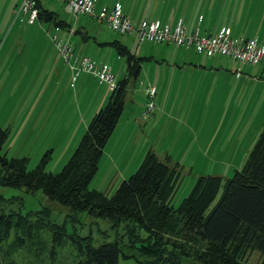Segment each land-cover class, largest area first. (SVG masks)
<instances>
[{
    "label": "trees",
    "instance_id": "16d2710c",
    "mask_svg": "<svg viewBox=\"0 0 264 264\" xmlns=\"http://www.w3.org/2000/svg\"><path fill=\"white\" fill-rule=\"evenodd\" d=\"M38 7L40 20L66 26L39 0ZM111 44L125 57L127 73L94 114L61 171L47 170L49 152L32 169L29 157H8L4 146L11 130L0 126V185L42 190L67 205L73 220L87 212L124 232L95 245L90 236L69 233L66 224L52 222L49 208L23 214L0 206V264H119L121 257L142 264H252L248 259L254 251L261 256L257 264H264V130L241 169L228 178L198 176L178 206L172 199L184 167L171 155L161 159L152 148L113 195L90 188L124 110L129 83L139 78L142 63L152 59L119 40ZM68 243L74 254L66 262H56L58 247ZM19 249L28 250L32 260L13 259Z\"/></svg>",
    "mask_w": 264,
    "mask_h": 264
},
{
    "label": "crops",
    "instance_id": "0c3cea01",
    "mask_svg": "<svg viewBox=\"0 0 264 264\" xmlns=\"http://www.w3.org/2000/svg\"><path fill=\"white\" fill-rule=\"evenodd\" d=\"M15 1L7 0V3L3 4L5 6L2 16L8 15L7 18H9L10 14L11 16L14 14V9L19 3V0L16 4ZM117 1L122 3L124 11L136 22L148 20L146 14L150 12L161 15L153 20H160L174 26L182 19L188 30H192L195 28L193 27L195 20H191L190 17H195L198 14L197 26H199L202 35L213 34L223 27H229L235 37L257 39L260 43H264V0H197L195 3L192 0H147L144 10H140L141 12L136 18V10L132 9L133 14H131V10H126V6L121 0L115 2ZM1 2L2 0H0ZM3 2L5 3V0ZM105 6L110 5L101 0H96L97 11ZM158 6H162L160 12ZM67 12L69 11L67 10ZM195 12H197L196 15ZM144 13L146 14L144 15ZM57 16L68 24L64 23L63 25H66V28L59 27L56 30H64L62 36L69 37L75 46L77 60L74 63L77 66L80 64L81 59L85 57L81 56L86 55L95 62L110 65L113 72L114 65H116L125 77L127 73L126 59L111 44L114 40L121 41L120 39L111 40L103 35L89 36L90 30L85 25L78 28V25H72L62 19L58 13ZM100 22L98 21V23ZM50 29L52 28L43 24H29L13 19L10 23L0 24V34H2L0 36V79L5 77L8 80L13 78L17 81L26 78L35 79L39 74L43 77L45 74L48 75V73L51 74L55 71L61 74L65 70V66L61 61L63 57L59 55L60 52L57 51L51 39ZM71 29L73 33H70ZM202 31L205 33H202ZM55 34L57 33L55 32ZM121 43L125 44L123 41ZM32 44L33 46L37 45L38 48L36 60V53L28 51ZM125 45L130 49L127 44ZM174 46L177 45L174 44ZM150 57L152 59L142 63L141 71L145 62L153 60L166 67L164 72H155L156 74L152 76L149 82L157 89V108L153 116L149 118L150 121L144 123V127L142 125V121L145 120L142 116L144 106H141L132 116L125 118L126 120L123 119V110L100 160L99 170L104 165L105 170L103 173L109 171V174L117 175L123 172V175H127L139 166L144 155L151 148L155 150L161 159L171 155L174 160L179 162L185 160L184 158L189 155L199 154L200 156L203 153L197 145H200L202 140H204V144L207 143V136L205 135L207 110L204 106L195 105L193 102L176 105L175 102L178 99L173 98L179 95L184 86L192 85L194 80H196V84H194L200 89H210L212 94L210 105H216V110L219 111L239 110L240 96L245 99L241 102L243 103L241 105H251L260 86L264 87V64H244L232 58L212 59V57L206 59L190 57L184 59V61L177 57L171 63L158 60L154 56ZM103 59H110L108 61H111V63L103 61ZM122 60H125V63ZM251 67L252 69L249 72ZM70 68L73 71L74 81L76 72L71 66ZM188 70H190L189 75H187ZM245 71H248V74ZM86 73L81 71L75 77V81L77 82ZM204 74L212 75L214 78L210 76V80L202 82L201 76ZM83 79H85L84 75L82 76ZM189 89H187L185 95H187ZM110 90L104 86L95 92L94 90L91 91L90 97L86 100L84 106L77 102L73 113L68 108L69 115L66 112L67 108H64L65 113L60 112L58 115H55L57 109H54L53 118L51 117L48 122L43 123L42 128L43 134L47 139H50L48 143H69L67 153L71 147L74 149L94 114L109 100ZM263 94L264 92H261L259 95L263 97ZM238 103L239 105H237ZM78 105L81 107L79 110ZM212 109L213 107H211ZM68 116L70 117L68 118ZM177 120L185 121L183 122L185 127L182 125L176 126L175 122ZM64 128H66L65 131H63ZM180 156L182 157L180 158Z\"/></svg>",
    "mask_w": 264,
    "mask_h": 264
},
{
    "label": "rangeland",
    "instance_id": "374dc122",
    "mask_svg": "<svg viewBox=\"0 0 264 264\" xmlns=\"http://www.w3.org/2000/svg\"><path fill=\"white\" fill-rule=\"evenodd\" d=\"M41 1L45 7L56 11L62 19L70 22L72 25H78V28H80L81 25H85L88 30H90L88 33L89 36L103 35L111 40L120 39L139 56H154V58L158 60H165L171 63L177 57L183 61L190 57H200L201 59L209 57H212V59L231 58L224 55H199L193 48H179L174 46V44L140 42L135 34H121L111 29L105 22L98 23V21L92 16L85 14L75 15L67 12L65 4L60 0ZM101 1L112 6L116 0ZM121 1L126 6V10H131V14H133L132 9L136 10V18L139 16L138 14L141 12L140 10H144L147 0ZM192 1L195 3L197 0ZM16 2L17 0L14 3L16 4ZM6 3L7 0H5V3L3 0L0 3V24L2 25L5 23L7 24V22L10 23L12 19L14 20V14H12V16L10 14L9 18H7V14V16H2L3 8L5 6H3V4ZM157 8L160 12L162 6H158ZM145 14L146 13H144V15ZM196 14L197 12H195V15ZM197 15L195 17H190L191 20H195L193 27H196L198 24ZM160 16V14L150 12L146 14L148 20H153ZM36 24H43L51 27L50 34L52 35V40L55 32L59 39L66 41L69 38L63 37L62 33L64 30L57 31L53 22L39 20ZM202 33L205 32L202 31ZM1 35L2 34H0V36ZM53 43L55 44L54 40ZM28 51L36 53V60L38 55L37 45H30ZM114 53L116 54V52ZM59 55L61 54L59 53ZM83 56L86 55H82L81 57ZM61 57L63 56L61 55ZM108 60L110 59H103V61L111 63V61ZM61 61L66 70L61 72V74H58V72L55 71L51 74L48 73V75L45 74L43 77L39 74L35 79L26 78L19 79L18 81L15 79L13 80V78L8 80L7 77L0 79V126L9 127L11 130L4 146V153H7L8 157H29V169L35 168L40 163L43 156L49 152L51 157L47 163V170L53 173L60 172L78 145L77 144L74 149L71 147L72 152L70 149L67 153L66 150L70 146L69 143H48V140L50 139H47L43 134L44 132L42 128L44 126L43 123L48 122L51 117L53 118L54 109H57L55 115H58L60 112L65 113L64 108H67L66 112L69 115L68 108L71 109V112L73 113L77 102L80 103L81 106H84L86 100L90 97L91 91L94 90L95 92L99 90L100 87L104 86L110 90L107 83L101 84L91 73L89 74L85 72L86 74H83L85 79L82 80V75L77 82L75 80L74 82L72 76L73 71L70 68L71 65L68 64L64 58L61 59ZM96 63L100 64L97 61ZM79 65L77 66L75 64V67L77 68ZM114 66L116 82H119L124 78V73L120 72L116 65ZM143 66L144 68L142 69L139 78L136 81H131L129 83V90L123 114L124 120L137 112L141 106L145 107L147 101L145 87L149 84L151 85L149 82L151 81L152 76L156 74L155 72H164L166 70V67L159 65L156 60L145 62ZM59 68L61 69V66ZM253 68H255V66H253ZM251 69L252 67L249 69V72ZM73 70L76 72V69ZM245 72L248 74V71ZM189 73L190 70L187 71V75H189ZM210 76L212 75L204 74L201 76V81L207 82L210 80ZM212 78L214 77L212 76ZM178 83L180 84V82ZM194 83L196 84V80L193 81L192 85L187 87L184 86L180 90L179 95L174 96L173 98L178 99L175 102L176 105H183V103L190 104L193 102L195 105L205 107L207 110V128L205 132L207 143L204 144V140H202L200 145H197L203 152L200 156L199 154L189 155L184 158L185 160H180L184 169L180 185L172 199V204L174 206H178L180 201L189 194L198 176L204 174L221 175L224 178L233 176L236 169H241L244 166L250 150L255 145L261 131L264 130V100L261 102V100L264 99V94L263 97L259 95L261 92H264V87L260 86L251 105H241L243 104L241 102L245 99L240 96L239 110L234 111L227 109L219 111L216 110V105H210L212 99L210 89H200ZM187 89L189 90L187 95H185ZM105 104L103 106H105ZM237 105H239V103ZM77 107L78 110L81 108L79 105ZM211 107H213L212 110ZM69 117L70 116H68V118ZM148 121H150L149 117L142 121L143 127L145 125L144 123ZM183 122L185 121L177 120L175 124L176 126L182 125L185 127ZM65 130L66 128L63 129V131ZM181 157L182 156H180V158ZM136 168L132 172L127 173V175H123V172L116 175L112 173L109 174V171L103 173L105 170L103 165L92 180L90 188L106 191L108 195L111 196L116 192L122 181L127 179ZM0 206L3 207L6 212L19 211L23 214L30 211L49 208V215L52 222L66 224L69 233H76L82 237L90 236L95 245H99L105 241H113L119 234L124 232L122 228H113L108 219L97 218L87 212H81L80 219L73 220L69 215L70 208L67 205L51 200L42 190L29 192L25 187L0 185ZM51 235L52 233L48 232V237H50V239L52 238ZM74 251V247L69 243L65 246L58 247L55 259L56 262L63 263L70 260ZM12 257L21 263L32 260V255L25 249H19ZM260 259V253L254 251L249 256L248 260L252 264H257ZM119 264L142 263L133 258L129 259L121 257Z\"/></svg>",
    "mask_w": 264,
    "mask_h": 264
},
{
    "label": "built area",
    "instance_id": "2783aa9c",
    "mask_svg": "<svg viewBox=\"0 0 264 264\" xmlns=\"http://www.w3.org/2000/svg\"><path fill=\"white\" fill-rule=\"evenodd\" d=\"M60 1L70 13L92 16L121 34H135L140 42L173 43L179 47L193 48L201 55H224L244 64H264V43H260L257 39L235 37L229 27H223L213 34L202 35L199 26L188 30L182 19L174 26L160 20L136 22L124 11L119 1L112 6L103 7L100 11L96 10V0ZM14 20L29 24L39 21L38 0H19L14 9ZM56 28L59 29L58 26ZM70 31L73 33L72 29ZM53 40L65 61L76 69L74 80L81 71H85L91 73L100 82L107 83L111 90L116 88L115 74L110 65L97 64L90 57L85 56L76 68L75 46L71 41L59 39L57 34H54ZM145 95L147 101L142 114L144 119L152 117L157 108L156 87L147 85Z\"/></svg>",
    "mask_w": 264,
    "mask_h": 264
}]
</instances>
